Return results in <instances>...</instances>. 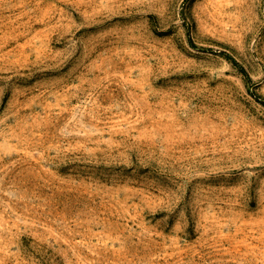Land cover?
Segmentation results:
<instances>
[{
    "label": "rangeland",
    "instance_id": "obj_1",
    "mask_svg": "<svg viewBox=\"0 0 264 264\" xmlns=\"http://www.w3.org/2000/svg\"><path fill=\"white\" fill-rule=\"evenodd\" d=\"M0 264H264V0H0Z\"/></svg>",
    "mask_w": 264,
    "mask_h": 264
}]
</instances>
